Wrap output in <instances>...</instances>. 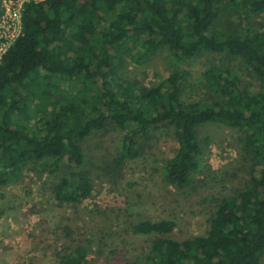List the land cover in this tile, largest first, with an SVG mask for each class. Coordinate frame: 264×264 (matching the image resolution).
<instances>
[{"label":"trees","instance_id":"trees-1","mask_svg":"<svg viewBox=\"0 0 264 264\" xmlns=\"http://www.w3.org/2000/svg\"><path fill=\"white\" fill-rule=\"evenodd\" d=\"M264 0H48L28 3L21 35L0 62V187L27 170H66L53 188L60 205L94 192L85 143L109 126L127 130L115 166L143 156L158 131L178 145L164 181L191 186L203 149L198 130H235L251 157L250 179L234 194L214 199L204 236L178 241L173 220L140 221L136 234L152 236L149 251L126 264H261L264 257V25L254 17ZM2 13V11H1ZM175 61L155 87L128 77L131 64L157 53ZM221 60L202 72L207 98L188 100L194 76L185 62ZM240 60L258 86L235 69ZM60 264H96L85 248Z\"/></svg>","mask_w":264,"mask_h":264},{"label":"rangeland","instance_id":"rangeland-1","mask_svg":"<svg viewBox=\"0 0 264 264\" xmlns=\"http://www.w3.org/2000/svg\"><path fill=\"white\" fill-rule=\"evenodd\" d=\"M252 23L257 28L264 25V12ZM220 60L218 55H205L181 64L194 76L188 100L207 98L202 72ZM174 62L167 52H160L148 64H131L127 74L131 80L155 87L169 76ZM234 65L255 91L258 82L252 72L240 60ZM127 133L112 125L86 141L92 162L84 169L93 171L94 192L81 204L60 205L54 199L53 188L66 175L63 167L56 174L40 167L29 169L19 181L0 187V264H60L61 255L78 247L85 248L88 260L96 264H126L148 252L153 240L134 233L133 225L173 220L177 224L174 239L204 236L214 199L234 194L250 179L252 160L235 130L216 124L198 130L201 169L186 189L164 181L166 164L178 151L171 132L158 131L143 156L115 166Z\"/></svg>","mask_w":264,"mask_h":264},{"label":"built area","instance_id":"built-area-1","mask_svg":"<svg viewBox=\"0 0 264 264\" xmlns=\"http://www.w3.org/2000/svg\"><path fill=\"white\" fill-rule=\"evenodd\" d=\"M48 0H2L0 14V62L9 47L21 35L22 13L28 3H44Z\"/></svg>","mask_w":264,"mask_h":264}]
</instances>
